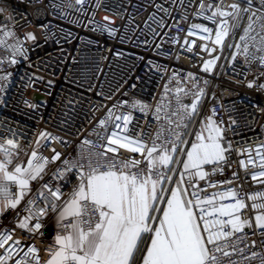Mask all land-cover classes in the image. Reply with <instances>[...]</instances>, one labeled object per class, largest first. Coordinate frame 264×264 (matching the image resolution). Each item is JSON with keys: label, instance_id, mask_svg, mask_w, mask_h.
<instances>
[{"label": "snow or ice", "instance_id": "6c2138e0", "mask_svg": "<svg viewBox=\"0 0 264 264\" xmlns=\"http://www.w3.org/2000/svg\"><path fill=\"white\" fill-rule=\"evenodd\" d=\"M74 3L77 13L87 11L88 0ZM66 6L71 7L69 0L48 5L62 16ZM155 7L163 13L159 19L153 13L161 29L183 31L180 21L188 20L189 10L194 19L208 22L190 24L183 41L189 52L196 40L188 38L203 42L200 50L209 56L202 61L203 73L214 74L226 47L235 48L233 71L239 55L248 68L256 62L264 67V0H169L168 7ZM177 8L178 17H173ZM244 17L247 25L239 42H227ZM103 20L93 30L114 36L116 29L109 25L115 21L109 16ZM15 21L0 4V51L5 53L0 55V72L5 64L29 60L24 45L37 39L34 32L21 37ZM163 35L180 43L178 35ZM12 76L0 74V106L8 105ZM261 77L264 71L247 81V87L264 90ZM36 79L42 78L30 81ZM173 81L174 89L169 87ZM208 88L209 80L192 72L183 80L173 73L154 107L139 99L94 107L93 112L106 110L92 127L96 140L84 139L86 147L75 156L66 151L69 141L63 136L43 131L22 144L17 129L0 122V264H250L257 258L264 264V192L242 196L231 186L232 179H216L232 167L235 153L247 155L238 161L240 168L247 172L249 166L258 167L251 179L264 184V144L256 146L255 156L251 147L234 146L228 133L236 134L237 120L229 115L225 121L214 106L210 114L202 109ZM106 98L113 99L111 94ZM211 99L216 100L215 93ZM238 175L233 171L234 179ZM249 200L254 215L246 217ZM257 235L259 252L257 240L250 239Z\"/></svg>", "mask_w": 264, "mask_h": 264}, {"label": "built area", "instance_id": "2783aa9c", "mask_svg": "<svg viewBox=\"0 0 264 264\" xmlns=\"http://www.w3.org/2000/svg\"><path fill=\"white\" fill-rule=\"evenodd\" d=\"M69 2L71 7L66 6L62 16L60 10L53 11L48 7L50 3H60V0H0V4L16 17L18 34L23 37L25 32H34L37 37L34 45L32 42L24 45L29 49V60L16 66L5 64L3 72H0L13 73L8 105L0 106V122L6 121L17 129L22 144L32 141L38 133L48 131L68 140L66 151L75 156L82 147H86L82 145L84 139L96 140L91 130L106 110L101 107L93 112L94 107L134 99L154 107L161 101L164 86L173 73H178L183 80L188 72H192L201 81L209 80L208 98L202 105L205 114H210L208 110L214 106L225 121L229 115L237 120L236 134L229 132L228 136L234 146L251 147L255 156L256 146L264 144V114L257 107L264 108V90L248 88L247 81L264 71L258 62L248 68L243 55H239L233 71L232 52L235 48L226 47L214 74L203 73L202 61L209 59L208 54L200 50L203 42L198 37L188 38L196 40V46L189 52L183 41L190 24L208 22L194 19L193 10H189L188 20L180 21L183 31L175 26L158 28L153 22V13L155 19H159L163 13L155 5L163 3L168 7L169 0H88L85 5L87 11L83 15L76 12L74 0ZM224 3L230 4L232 0H224ZM97 4L101 6L97 7ZM179 11L178 8L173 10L172 16L178 17ZM104 16L115 21L109 25L116 29L114 36L93 30L105 23ZM164 19L169 25L173 23L169 17ZM90 20L94 23L90 24ZM146 24L149 26L146 27ZM246 25L247 17H244L227 42L233 45L238 43ZM164 32L173 38L178 35L180 43H173V39L163 35ZM157 45L160 47L157 48ZM216 54H220L219 50ZM0 55L5 53L0 51ZM29 64L32 66L29 67ZM33 76L42 79L30 81ZM258 83H264V77ZM132 84L136 87L132 88ZM118 86L120 90L115 91ZM181 86L191 88L190 84ZM169 87H177L175 81ZM124 92L128 95L125 96ZM212 93L216 96L214 101L211 99ZM109 94L112 100L106 98ZM25 100L36 107H27ZM186 102L190 103V98ZM65 120L70 121L69 125L63 123ZM65 127H68V132L63 131ZM155 127L153 122V131ZM44 155L49 153L45 152ZM231 159L234 162L232 167L216 179H232L231 186L237 188L242 196L264 192V184L251 179V173L258 172L259 168L249 166L245 172L238 164L240 159L247 160V155L241 157L233 153ZM256 159L258 165L259 159ZM233 171L239 174L237 179L233 178ZM208 191L210 193L213 189ZM247 203L249 207L244 210V215L251 217L254 215L252 201ZM250 239L257 240L256 250L261 251L260 237L250 236ZM250 252V249H246L245 255H250ZM42 255L46 258L45 253ZM258 259L250 264H258Z\"/></svg>", "mask_w": 264, "mask_h": 264}]
</instances>
